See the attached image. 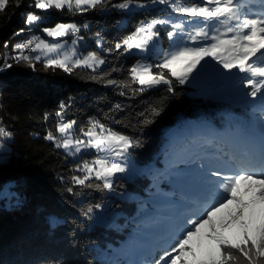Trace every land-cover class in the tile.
I'll return each mask as SVG.
<instances>
[{"label":"trees","instance_id":"16d2710c","mask_svg":"<svg viewBox=\"0 0 264 264\" xmlns=\"http://www.w3.org/2000/svg\"><path fill=\"white\" fill-rule=\"evenodd\" d=\"M121 2L106 0L103 8L71 14L67 9L35 8L34 0H9L0 11V126L12 133L10 139H5L7 155L0 160V190L4 183L15 181L23 198L17 207L0 208V264H99L95 244L104 237L105 228L92 225L89 219L98 209L95 206L104 200L106 190L75 184L73 176L84 175L77 170L79 162L68 160L61 148L45 139L49 132L58 137L60 117L56 113L61 111L62 103L66 106L64 120H75L77 128L97 120L113 131L139 140L140 146L133 153L146 163L160 162L167 141L164 129L174 127L180 118L202 119L213 127L226 116L210 109L223 105L191 98L188 87L178 83L174 84V92L167 91L168 86L142 93L133 91L139 85L130 83L128 70L139 57L117 50L115 45L132 34L142 21L161 18L167 12L157 7L134 11L112 7ZM29 14L48 15L49 20L31 27L26 24ZM59 21H75L82 26L89 22V29L83 27L80 33L91 39L89 50L99 51L93 42L100 39L105 60L102 69L74 68L66 73L47 67L41 60H33V67L13 59L19 54L14 49L16 43L29 33H37L39 27L53 26ZM169 28L160 29L164 48L169 46ZM5 64L12 67H4ZM153 108L159 115L152 114ZM231 112L236 116L248 113L237 105ZM145 120L151 123H144ZM77 135L80 136L78 131ZM145 183L144 178L136 184L119 177L114 188L143 191ZM131 202L116 201L112 207ZM89 208L92 213L87 212Z\"/></svg>","mask_w":264,"mask_h":264},{"label":"snow or ice","instance_id":"6c2138e0","mask_svg":"<svg viewBox=\"0 0 264 264\" xmlns=\"http://www.w3.org/2000/svg\"><path fill=\"white\" fill-rule=\"evenodd\" d=\"M134 3L141 8L147 6L139 0H123L112 7L128 10ZM150 3L166 5L186 19L169 17L142 21L132 34L115 45L117 50L123 49L127 53L136 50L139 54L155 57L154 63L138 62L128 70L130 83L139 85L133 91L142 93L166 85L167 91L174 92L175 83H188L198 68L215 61L224 78L238 81L240 86L249 89L242 95L250 97L247 103L254 111L258 109L260 112V135L257 138L236 124L230 127L225 139L210 127H202L200 134L205 142L220 139V144L208 164L199 166L202 170L201 197L193 200L192 207L182 213L179 222L168 230L164 244L157 249L161 252L158 257L154 250L129 264H264V0H199L198 3L150 0ZM8 4L9 0H0V11ZM105 5L106 0H34L35 8L45 11L67 9L71 14ZM40 20V16L29 14L26 24L33 25ZM165 26H170L167 31L169 48L166 50L158 47L160 29ZM87 27L85 24L84 28ZM43 31L57 40L69 35L76 37L70 52L46 59L47 67L71 73L74 68L95 71L97 66L105 63L95 52L86 57L77 55V40L83 39L78 35L81 31L78 25L62 23ZM29 48L36 53H59L64 45L33 36L14 45L19 54L13 59L30 65L33 60L40 61L41 55L24 54ZM4 67L12 65L5 64ZM65 107L62 103L61 111L56 113L60 117L57 125L59 137L49 132L45 139L72 156L82 150L95 149L96 158L84 161L77 169L84 175L72 179L82 187L114 191V178L128 172L126 164L131 156L130 150L139 147L140 141L113 131L97 120H90L85 128H76L75 120H64ZM152 114L159 115V111L153 108ZM144 123L151 121L145 120ZM77 131L80 136L76 135ZM11 136V132L0 127V138L10 139ZM92 180L101 183H87ZM92 211V208L87 210L88 213ZM222 212L226 215L220 216Z\"/></svg>","mask_w":264,"mask_h":264},{"label":"rangeland","instance_id":"374dc122","mask_svg":"<svg viewBox=\"0 0 264 264\" xmlns=\"http://www.w3.org/2000/svg\"><path fill=\"white\" fill-rule=\"evenodd\" d=\"M139 2L147 6L141 8L135 6L134 3L128 10L134 11L157 7L159 11L165 9V12H167L161 18L186 19V17L173 12L166 5L152 4L150 0ZM185 2L187 3L188 0H185ZM191 2L198 3L199 0H191ZM40 17V21L30 26L33 27L49 20L48 15ZM69 23L78 25L80 29L84 27L75 21L63 24ZM58 24H62V22L59 21L53 26L39 27L36 36L49 43H61L64 45V48L59 53L35 52L32 55L33 57L41 55V61L46 63V59L49 57L57 58L63 56L65 51L70 52L72 41L76 37L69 35L57 40L48 37L46 32L43 31L45 28H55ZM85 24L88 25L85 28L88 30L90 26L89 22ZM79 36H82L83 39L77 40V55L86 57L89 53L95 52L99 58L104 59L102 56L104 50L100 44V39L93 42L95 48L99 50L95 51L88 49L92 45L91 39L81 33ZM158 47L165 50L169 48V46L164 48L160 40ZM133 53L139 57L136 63L155 62V57L147 53L139 54L136 50H133ZM142 56L144 57L143 59ZM104 66L105 63L97 66L95 70H100ZM219 67L215 61H212V65H207L202 69L198 68L197 72L192 74L194 78H190L189 82L183 85L188 87V95L191 98H201L208 102L223 105L222 107L210 108L214 109L218 114L226 115L222 118V123L212 127L207 121L202 119L193 121L182 120L180 118L174 127L164 129L167 141L163 148L160 162L154 160L146 163L138 160L133 153V149H131V156L126 164L129 169L128 172L117 174V177L114 178V183L119 177H123L129 183L136 184L139 182V179L144 178L146 179V183L143 191L134 190L130 187L125 188L126 190L115 189L112 192L105 191L104 200L89 219L92 225L105 228L102 231L104 237H101L100 241L95 244L96 259L99 264H112L113 261L118 262V264H129L131 261L140 260L144 255L154 250L155 256L157 253L161 254L157 249H159L160 245L164 244V238L168 230L179 222L182 213L192 207L191 202L201 197L203 188L200 171L202 170L199 166L201 164H208L216 147L220 144V139L205 142L200 134L202 127H210L220 134V137L225 139L230 127L236 124H240L255 136L260 135V112L258 109L254 111L251 105L247 103V100H251L250 97L245 98L242 95V92L249 91V89L240 86L238 81L224 78L217 69ZM228 75L231 74L229 73ZM155 89L157 88L149 90ZM236 105L242 106L248 113L241 112L239 116L232 114L231 111L234 110ZM75 127L77 128V124ZM81 138L83 137L81 136ZM5 139L0 138V142L3 143V147L0 148V160L5 159L7 155L5 154L7 150ZM61 150L65 152L64 149L61 148ZM65 154L68 160L78 161L80 167L84 161H91L97 155L95 149L82 150L81 153L75 156ZM100 155L105 154L101 153ZM179 183L182 184L186 191L176 189L174 185ZM17 188L18 183L15 181L3 184L0 190V208H14L23 202V198L20 196ZM176 190H180L179 192L182 193ZM116 201L132 202L129 205L124 206L120 204L119 207H112ZM224 215H226V212L220 213V216Z\"/></svg>","mask_w":264,"mask_h":264},{"label":"bare ground","instance_id":"6f19581e","mask_svg":"<svg viewBox=\"0 0 264 264\" xmlns=\"http://www.w3.org/2000/svg\"><path fill=\"white\" fill-rule=\"evenodd\" d=\"M32 34H33V32H32V33H29V34H27L25 37L32 36ZM34 34H35V37H37V36H36V33H34ZM79 34H80V33H79ZM79 34H78V35H79ZM23 41H24V38H23L22 42H23ZM34 53H35V52H32V51H31V53H30V54H27V52H26V50H25V53H24V54H25V55H33Z\"/></svg>","mask_w":264,"mask_h":264},{"label":"built area","instance_id":"2783aa9c","mask_svg":"<svg viewBox=\"0 0 264 264\" xmlns=\"http://www.w3.org/2000/svg\"><path fill=\"white\" fill-rule=\"evenodd\" d=\"M33 36H35V34H34V33L32 34V36H29V37H24V41H26L27 39H30V38H32ZM26 52H27V54H30V53H31V48H29V49H26Z\"/></svg>","mask_w":264,"mask_h":264}]
</instances>
